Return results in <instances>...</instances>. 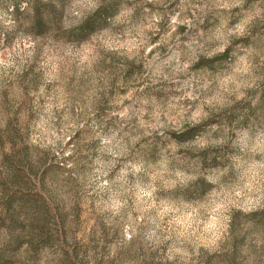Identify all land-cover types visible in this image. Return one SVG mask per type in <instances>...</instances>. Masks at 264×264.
I'll return each instance as SVG.
<instances>
[{"label": "clouds", "instance_id": "obj_1", "mask_svg": "<svg viewBox=\"0 0 264 264\" xmlns=\"http://www.w3.org/2000/svg\"><path fill=\"white\" fill-rule=\"evenodd\" d=\"M0 264H264V0H0Z\"/></svg>", "mask_w": 264, "mask_h": 264}, {"label": "rangeland", "instance_id": "obj_2", "mask_svg": "<svg viewBox=\"0 0 264 264\" xmlns=\"http://www.w3.org/2000/svg\"><path fill=\"white\" fill-rule=\"evenodd\" d=\"M47 6H51L54 8V5H52L51 3L47 4ZM111 10H112L111 8L102 9L101 12L89 23L88 28L91 29L98 22H101L105 16L110 14ZM195 131L196 130H193V132H195ZM192 134L193 133H188V134H186V137H184V138H187L188 136H191ZM213 163H216L215 159L213 160Z\"/></svg>", "mask_w": 264, "mask_h": 264}, {"label": "trees", "instance_id": "obj_3", "mask_svg": "<svg viewBox=\"0 0 264 264\" xmlns=\"http://www.w3.org/2000/svg\"><path fill=\"white\" fill-rule=\"evenodd\" d=\"M41 7H42V9H45V10L53 8L51 6H47V4H43Z\"/></svg>", "mask_w": 264, "mask_h": 264}]
</instances>
